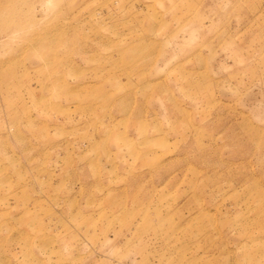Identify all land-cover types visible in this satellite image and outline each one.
Wrapping results in <instances>:
<instances>
[{
  "label": "rangeland",
  "instance_id": "obj_1",
  "mask_svg": "<svg viewBox=\"0 0 264 264\" xmlns=\"http://www.w3.org/2000/svg\"><path fill=\"white\" fill-rule=\"evenodd\" d=\"M0 264H264V0H0Z\"/></svg>",
  "mask_w": 264,
  "mask_h": 264
}]
</instances>
